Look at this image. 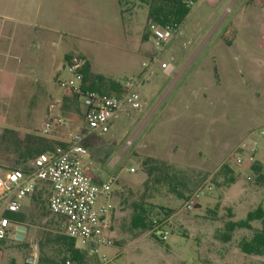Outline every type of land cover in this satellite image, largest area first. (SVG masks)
Listing matches in <instances>:
<instances>
[{
	"label": "rangeland",
	"instance_id": "374dc122",
	"mask_svg": "<svg viewBox=\"0 0 264 264\" xmlns=\"http://www.w3.org/2000/svg\"><path fill=\"white\" fill-rule=\"evenodd\" d=\"M262 1L194 2L170 44L176 55L175 73L159 75L161 71L158 70L152 73L144 86L146 103L143 109L120 116L104 136L88 140V166L92 175L103 180L117 177L112 219L115 246L101 252L108 256L119 252L115 264H264V255H249L239 247L243 237H250L260 227L259 221L253 222V229H236L230 241L222 238L228 220L245 218L250 210L264 206V178L252 170V165L257 164L264 172V139L251 166L227 162L232 150L210 152L204 148L209 144L205 140L208 128L214 147H225V138L235 136L233 133L253 114L259 115L254 124L256 129L264 128V64L257 65L253 59L245 64L241 57L235 58L231 63L234 71L229 82L234 80L236 83H230L228 90L219 91V95L212 97V102L208 100L209 93L203 97L204 88L194 85L193 72L187 70L184 73L194 58L192 56L190 60L192 52L189 53L196 45L194 40L199 39L197 45L203 47L205 38L214 32L227 34L229 38L236 27L235 20L249 15L260 19L261 14L256 12L263 8ZM105 2L94 0L97 7H54V12L58 10L55 18H59L57 15L68 18L62 23L61 20L52 21L60 28L53 35L60 36L66 44L57 51L50 49L52 60L48 59L49 55H44L47 45L36 46L27 52L31 58L40 60L35 66L40 74L35 72L37 78L29 80L31 82L27 80L34 75L29 68L25 72L27 80L2 81L0 164L13 168L35 156L45 144L54 147L65 142L71 133L84 126L81 107L70 93L71 102L64 104L65 111L59 110L57 115L64 125H57L49 133L43 131L44 123L51 114L55 115V107L51 109L46 95L47 87L53 89V99L56 95L62 97L66 89L59 85V80L69 76L65 68L57 76H52L51 70L68 61L67 56L75 50L66 52L64 49H68L71 42L88 54L86 58L93 61L96 69L108 66L114 70L113 65L119 64L120 78L132 75L124 71L128 60L126 54L131 46L128 40L119 37L113 11L121 10L133 42L139 41L140 48L145 49L143 60L152 52L147 23L149 0H109L110 5ZM244 20L250 22L253 30L262 27L252 17ZM55 46L61 47L58 43ZM202 52L200 63L205 61L204 49ZM48 64L51 66L46 67ZM200 79L201 85L203 78ZM236 89H243L244 98L238 96ZM196 90L204 99L189 110L190 96ZM31 91L37 93L33 100L29 99ZM169 106H174L177 114L194 115L184 124V119H179L176 129H170L167 125L171 118L168 117L171 115L167 111ZM224 163L229 164L232 172H222ZM231 176L236 178L234 183L227 182ZM174 185L176 191H172ZM197 190L202 191L197 206L186 210L185 201ZM39 192L42 193L38 198L40 201L35 198ZM35 196L24 199V208L19 212L25 214L19 225L25 226L26 230L23 233L16 231L12 237L0 242V264H53L52 261L59 262L65 254L63 248L52 241L56 234L62 233L56 217L48 210L46 191L40 190ZM139 208L144 210L149 221L154 220L160 227L156 230L134 229L131 220ZM164 231L168 232L167 239L161 238ZM101 255H88L82 264H104Z\"/></svg>",
	"mask_w": 264,
	"mask_h": 264
},
{
	"label": "built area",
	"instance_id": "2783aa9c",
	"mask_svg": "<svg viewBox=\"0 0 264 264\" xmlns=\"http://www.w3.org/2000/svg\"><path fill=\"white\" fill-rule=\"evenodd\" d=\"M180 27L173 23L160 25L149 22L148 39L153 50L142 61L138 74L113 80L117 87L114 92L87 89L84 73L88 63L86 54L79 50L70 54L65 68L69 76L65 80L60 79L59 85L76 94L84 126L71 133L63 144H56L13 168L0 164V242L19 232L20 221L10 215L23 210L24 199L33 198L38 191L45 190L48 210L56 217L60 232L73 239L76 246L88 255L102 254L104 264H115L116 256L101 252L115 246L112 219L117 177L103 180L92 175L88 166L90 152L87 142L91 137L104 136L120 116L143 109L146 103L144 86L152 73L156 70L173 72L176 55L170 44ZM63 123L61 117L51 114L43 131L49 133ZM263 139L264 128L250 130L226 161L238 166H251ZM201 194V190L193 192L185 201L184 208L193 210ZM159 227L157 224L154 229ZM167 237L168 232L164 231L161 238ZM66 263L72 264L70 261Z\"/></svg>",
	"mask_w": 264,
	"mask_h": 264
},
{
	"label": "crops",
	"instance_id": "0c3cea01",
	"mask_svg": "<svg viewBox=\"0 0 264 264\" xmlns=\"http://www.w3.org/2000/svg\"><path fill=\"white\" fill-rule=\"evenodd\" d=\"M103 1H107L105 3H108L110 5L109 0ZM262 2H264V0ZM93 3L94 0H0V93L2 92L1 83L3 80H27V74H25L27 68L33 70L34 75V77H32L31 79L29 77L27 81H32L35 79V77L37 78L35 72L39 73V68H36L35 66H37L36 64H38L37 62L40 60H37V58H31L30 54H27V52H29L31 49L36 46L43 45L46 47L47 45L48 48L46 49L44 55H49L48 59L52 60L53 54L52 52L50 53V49H54L55 51H57L58 48L63 47L65 43L64 39H60V36L56 37L53 35L54 32L59 31V25L52 21L59 22V20H61L62 23L67 22L68 18H61L59 15L57 16L60 19L55 18L54 14L58 10H55L54 12V7L98 6L97 4ZM110 10L113 11L111 8ZM256 13L261 14V17H259L260 19H258V17L253 18V16L249 15L245 16L243 19L241 18V20L240 18L235 20L234 25L236 27L234 28V32H232L229 38L227 34H215L216 32H214L208 38H205L206 41L203 47H199L200 45H197L199 39L194 40V38H192L194 40V43L193 40L192 43H196V45L194 46L193 50H190L189 53L192 52L190 54V60L192 59V56H194V58L185 67L184 73L187 70L193 72L192 81L193 83H195L194 85L199 86L198 88H204L205 93L203 97H206L209 93L208 100H210V102H212V97L214 95H219V91H223L226 89L228 90V86L230 83H236L234 82V80L229 82V79H231L232 76V72L234 71L232 69L231 63L235 58L241 57L243 63L245 64L249 63L251 59H253L257 65L264 64V6L261 10H257ZM111 14L113 16V19L116 21L115 26L116 29L119 30V37L124 40H128L130 43L129 46H131L128 54H126V59L128 60L125 62L127 63V65H125V67L123 66L124 71H128L127 73L129 74L138 73L142 69L141 63L146 55L144 54L145 49L143 51L140 48L139 41L133 42L132 36L131 34H129L130 28L123 22L124 16L121 10L119 9V11L116 13L113 11ZM251 17L252 19H255L254 21L256 24L259 23L258 25L262 26L260 30H253V26L250 24V22L248 20H244L245 18L249 19ZM245 21L246 23H244ZM44 31L46 32L43 35ZM39 39H42L43 41L39 43ZM57 43L60 44L61 47H56L55 45H57ZM67 47L68 49H64V51L66 52L73 49L77 50L76 48H78L79 51L87 54L81 47H76L75 43L71 42L70 46ZM203 49L205 54V61L203 63H200L199 57L203 55ZM68 57L69 56H67V58ZM88 59V63L90 66V75L93 77V79H96L95 77L100 76L103 77L106 82H110L115 78H120L119 73L122 71H120V69L117 70V68H119V64L113 65L116 68L114 70H112L111 67L108 66H104L103 69L98 70L95 68L93 61H91L89 57ZM66 64L67 61L63 64L58 65V67L55 69L52 68L53 70H51V75L57 76L62 68H66ZM50 66L51 65L48 64L46 67ZM175 68L176 66L174 65L173 72L166 73L161 71L159 75H170L172 73H175ZM257 69H259V67H257ZM250 70L252 71V69ZM251 77H253V73H251ZM200 78H203V82L201 85L198 82L201 81ZM98 83L102 85L100 82ZM8 84L9 83H6V85ZM47 90L48 92L46 93V95L50 100L49 104H51V109L55 107V115H58L59 110L64 112L66 108L64 104L71 102V91L65 90V92L62 93L64 94V96L58 97V95H56L55 99H53V96L51 95V90L53 89L51 88V86L47 87ZM236 90L238 91V96L244 98L243 89ZM255 93H257V90H255ZM36 94H33L31 91L29 93V99H35ZM200 95L201 92L197 90L194 95L191 94V99H189L191 100L189 110H191L193 107L199 104L202 99H204ZM20 97H23V95L20 94ZM75 100L78 101L76 98ZM78 106L81 107L80 103L78 104ZM167 111L171 112V115L168 116L171 118L167 121V125L170 129H176L179 123V119H184V121L182 122L184 124L187 118L189 121L194 115L192 113H190L188 116H184V114H177L174 106H169V110ZM258 120L259 115L255 114H253L251 118H249V120H245L237 129V132L233 133L235 134V136L232 135L230 138L229 136L228 138H225V140L227 139L225 147L212 146V137H210L211 135L209 134L208 128V132L206 133L207 137H205V140L209 144L204 148L209 150L210 152H225L233 150L237 145L245 140L250 130L256 128L254 124L255 121ZM62 125H64V123ZM118 254L119 252H115L110 256H117Z\"/></svg>",
	"mask_w": 264,
	"mask_h": 264
},
{
	"label": "trees",
	"instance_id": "16d2710c",
	"mask_svg": "<svg viewBox=\"0 0 264 264\" xmlns=\"http://www.w3.org/2000/svg\"><path fill=\"white\" fill-rule=\"evenodd\" d=\"M196 1L197 0H149L147 23L153 22L160 25L173 23L177 26H182L191 11L192 4ZM144 37L145 39H147V34H145ZM84 73L87 89H98L107 92L117 91V87L115 86L114 81L106 82L105 79L100 76H97L95 77L96 79H93L90 75L89 63L86 64L84 68ZM98 82H100L102 85H100ZM71 93L73 94L74 98L77 99L76 94H74L73 92ZM60 143L63 144L62 142ZM88 144L89 143L87 142V145ZM52 148V145L45 144L44 147L39 149L36 155L40 152ZM29 153L32 152L29 151ZM221 170L222 172H225L227 174L228 172H232L229 164L227 163L223 164ZM252 170L258 173L259 176L264 178V172H262L261 166L253 164ZM159 175H162V173ZM163 178L166 177L163 176ZM156 179H158V177ZM235 181V176H231L227 180V182L229 183H234ZM170 183L172 185L171 181ZM172 191H176V185L173 186ZM39 197H42V193L40 192L39 195L35 196L36 200L40 201V199H38ZM10 216L16 218L20 222L24 221L25 219V214L17 213L16 215L12 214ZM255 221L260 222V227L255 229L254 233L250 237H243L239 242V247L242 252L249 255H264V206L262 205H259L257 208L250 210L245 218L239 220H228L225 224V233L222 237L223 240L230 241L236 229H253V222ZM131 225L134 229L146 230L149 228H154L156 222L154 220L149 221L144 213V210L139 208L135 211L132 217ZM52 241L55 244L60 245L65 253L63 257L59 260V262L52 261L53 264H67V261H70L72 264H82L84 263L86 256H88L87 253H85L83 250L79 249L76 246V242L73 239L63 234H56L52 238Z\"/></svg>",
	"mask_w": 264,
	"mask_h": 264
},
{
	"label": "water",
	"instance_id": "95a60500",
	"mask_svg": "<svg viewBox=\"0 0 264 264\" xmlns=\"http://www.w3.org/2000/svg\"><path fill=\"white\" fill-rule=\"evenodd\" d=\"M18 230L20 233H23L26 230V227L23 225L18 226Z\"/></svg>",
	"mask_w": 264,
	"mask_h": 264
}]
</instances>
